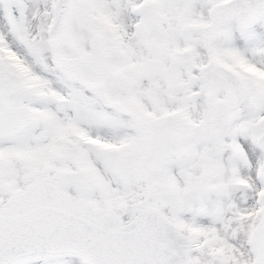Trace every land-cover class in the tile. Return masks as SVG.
Here are the masks:
<instances>
[{
  "label": "snow or ice",
  "instance_id": "1",
  "mask_svg": "<svg viewBox=\"0 0 264 264\" xmlns=\"http://www.w3.org/2000/svg\"><path fill=\"white\" fill-rule=\"evenodd\" d=\"M0 264H264V0H0Z\"/></svg>",
  "mask_w": 264,
  "mask_h": 264
}]
</instances>
